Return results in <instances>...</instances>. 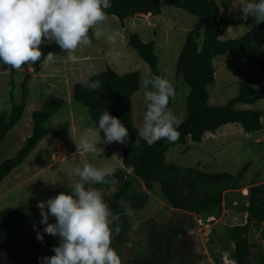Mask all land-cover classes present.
<instances>
[{
  "label": "rangeland",
  "instance_id": "1",
  "mask_svg": "<svg viewBox=\"0 0 264 264\" xmlns=\"http://www.w3.org/2000/svg\"><path fill=\"white\" fill-rule=\"evenodd\" d=\"M238 3L239 0H229L227 17L238 23L221 37L224 40L241 36L255 25H264V22H258L251 16L246 21L242 20ZM98 27L102 31L100 39L94 37L91 46L79 47L72 61L66 58V53L61 52L56 55L52 65L42 66L38 72L31 66L11 71L0 66V113L10 112L12 93L18 101L24 89H27L28 94L22 120L0 145L2 160L19 152L33 132V112L53 99L62 98L66 104L49 123L59 128L69 124L65 137L45 138L21 166L0 182V211L27 203L43 193L71 190L79 179L74 174L75 169L83 167L85 163L95 167H111L114 172L123 166L124 144L103 143L104 133L96 127L88 110L74 100L73 89L77 83L90 78V69L97 74L109 66L119 74L141 72L140 90L133 97L134 121L140 128L146 110L142 79L150 72V68L129 44L134 33L139 34L145 42L155 41L161 75L177 88L172 111L180 119L187 117L190 87L183 75L178 74L177 62L188 33L194 32L202 45V20L163 2L160 15H139L125 21L116 16H107ZM214 66L216 83L210 87L212 105L225 104L237 96L239 84L249 78H253L257 88H264V70L242 52L218 56L214 59ZM236 107L261 110L263 129L248 133L240 124L226 125L216 132H207L201 143L190 139L186 144H177L170 149L168 162L207 172L226 171L234 175L247 164L242 180L244 186L263 183L264 100L254 105L237 104ZM82 136L95 137L96 141L101 138L98 145L103 149L101 156L78 153L75 141L78 142ZM92 187L102 192L106 202L115 191V188ZM140 189L151 194V201L141 209H131V229L118 243V246H122L119 254L122 264H238L234 259L235 243L230 240V234L233 227L247 223L243 216L246 213L238 212L233 207L196 215L173 208L157 183L153 184L152 191L144 183L140 184ZM191 222L195 225L192 229L189 228ZM43 228L41 224H28V240L35 245L43 242L37 239V230L43 232ZM170 229L172 232H169ZM4 233L0 230V239ZM115 238L116 235L112 240L114 249ZM250 239L253 244V262L257 264L264 256V225L255 227L250 232ZM30 257L37 258V254L31 253ZM131 259H135V263L130 262Z\"/></svg>",
  "mask_w": 264,
  "mask_h": 264
},
{
  "label": "trees",
  "instance_id": "2",
  "mask_svg": "<svg viewBox=\"0 0 264 264\" xmlns=\"http://www.w3.org/2000/svg\"><path fill=\"white\" fill-rule=\"evenodd\" d=\"M163 2L200 18L204 24L202 45L194 32L188 33L177 62V72L183 75L190 92L187 98L188 114L178 128L180 135L176 142L170 143L162 139L148 146L138 138L139 128L134 121L133 97L140 90L141 72L119 74L109 66L90 77L91 81L101 82L102 87L98 90L90 91L85 82L77 83L73 89L74 100L88 110L96 127L100 114L106 110L128 128V139L123 147V166L114 172L118 183L111 186L94 184L98 188H115L107 199L111 211L119 216V221L114 222L112 227L121 228L120 234L115 238V250L118 254L121 253L122 246H118V243L132 226L131 215L126 214L127 210L141 209L151 201V194L141 190L140 184L144 183L147 189L152 191L153 184L157 183L175 209L202 215L214 209L235 207L238 212L246 213L247 223L233 227L230 240L235 243L234 259L238 264H255L250 232L255 227L264 225V182L244 186L242 180L247 164L234 175L226 171L207 172L196 167H182L168 162L167 157L170 149L177 144H186L190 139L201 143L207 132H216L229 124H240L248 133L263 129L261 111L236 107L237 104L254 105L264 100V88H257L253 78L242 81L237 96L222 105L210 103V87L216 83L214 59L228 52H242L247 59L258 63L264 70V25H255L236 38L222 39L229 28L238 23L227 17L229 0H111L112 6L105 11L107 16H116L119 20L125 21L139 15H160ZM89 35L92 36V31ZM94 41L93 37L92 43ZM129 44L149 65L152 74L162 76L155 41L145 42L139 34L134 33ZM41 50L45 55L50 51L56 55L62 52L54 42H44ZM27 66L38 72L42 64L37 61L35 64H26L22 67ZM174 88L176 93L177 88ZM27 98V89H24L19 101L12 93L10 112L0 113V145L22 120ZM173 99L169 101L171 110ZM65 104L64 99L57 97L40 110L33 112V132L19 152L5 160L1 159L0 153V182L21 166L45 138L67 135L69 124L59 128L49 123ZM66 191L71 192L70 189L54 190L17 207L0 211V230L5 232L0 239V264H38V258L54 255L52 248L58 244L59 237L44 233L43 242L35 245L28 240L27 228L31 222L41 224L40 209L37 207L39 202ZM54 222L55 219L50 217L49 223ZM194 227V222H191L189 228ZM171 230L169 232H172ZM167 235L168 232L166 238ZM31 253H36L37 258H31ZM130 262L135 263V259H131ZM257 264H264V256Z\"/></svg>",
  "mask_w": 264,
  "mask_h": 264
},
{
  "label": "clouds",
  "instance_id": "3",
  "mask_svg": "<svg viewBox=\"0 0 264 264\" xmlns=\"http://www.w3.org/2000/svg\"><path fill=\"white\" fill-rule=\"evenodd\" d=\"M237 5L242 20L251 16L264 22V0H239ZM111 6V0H0V66L8 65L7 70L11 71L37 61L42 66L52 65L56 53L42 52L45 41L54 42L69 61L74 60L73 54L79 47L91 46L93 37L100 39L102 31L98 26L107 19L105 10ZM95 75L90 69L89 76ZM85 85L90 91L102 87L99 80L90 78ZM142 87L146 110L138 138L148 146L162 139L176 142L183 121L169 108L170 99L175 97L173 84L148 72L142 79ZM97 124L104 133L103 143H126L128 128L108 111H102ZM100 142L101 138L96 141L92 136L75 141L78 153L101 156ZM74 174L79 179L71 192H60L37 205L40 223L45 225L43 232L37 230V239L43 241L44 233L59 237L58 244L52 248L54 255L38 258V264H122L120 255L112 247L114 235L121 231L119 226L112 227L119 216L111 211L102 192L92 187L117 184L114 170L85 163ZM126 214L131 215V209ZM50 217L55 219L54 223H49Z\"/></svg>",
  "mask_w": 264,
  "mask_h": 264
},
{
  "label": "crops",
  "instance_id": "4",
  "mask_svg": "<svg viewBox=\"0 0 264 264\" xmlns=\"http://www.w3.org/2000/svg\"><path fill=\"white\" fill-rule=\"evenodd\" d=\"M151 15V14H150ZM151 16H153V15H151ZM236 25V24H235ZM232 26H234V25H232ZM231 26V27H232ZM230 29V28H229ZM183 48V47H182ZM182 50V49H181ZM246 105V104H245ZM242 109H251V108H242ZM253 110H255V109H253ZM259 111H261V110H259ZM262 112V111H261ZM243 216H244V218H245V221H247V214H243Z\"/></svg>",
  "mask_w": 264,
  "mask_h": 264
}]
</instances>
